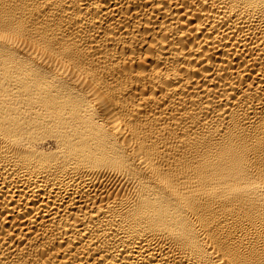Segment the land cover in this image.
<instances>
[{
	"label": "bare ground",
	"instance_id": "1",
	"mask_svg": "<svg viewBox=\"0 0 264 264\" xmlns=\"http://www.w3.org/2000/svg\"><path fill=\"white\" fill-rule=\"evenodd\" d=\"M0 264H264V0H0Z\"/></svg>",
	"mask_w": 264,
	"mask_h": 264
},
{
	"label": "snow or ice",
	"instance_id": "2",
	"mask_svg": "<svg viewBox=\"0 0 264 264\" xmlns=\"http://www.w3.org/2000/svg\"><path fill=\"white\" fill-rule=\"evenodd\" d=\"M2 43H11V39L6 37L2 31H0V44Z\"/></svg>",
	"mask_w": 264,
	"mask_h": 264
}]
</instances>
